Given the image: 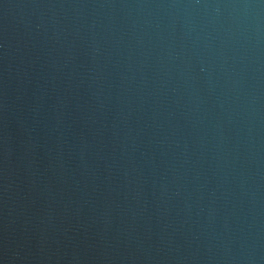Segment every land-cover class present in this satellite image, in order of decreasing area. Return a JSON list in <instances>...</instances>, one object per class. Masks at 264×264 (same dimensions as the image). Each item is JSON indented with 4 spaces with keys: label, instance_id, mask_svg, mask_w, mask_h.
I'll list each match as a JSON object with an SVG mask.
<instances>
[{
    "label": "water",
    "instance_id": "95a60500",
    "mask_svg": "<svg viewBox=\"0 0 264 264\" xmlns=\"http://www.w3.org/2000/svg\"><path fill=\"white\" fill-rule=\"evenodd\" d=\"M0 264H264V0H0Z\"/></svg>",
    "mask_w": 264,
    "mask_h": 264
}]
</instances>
